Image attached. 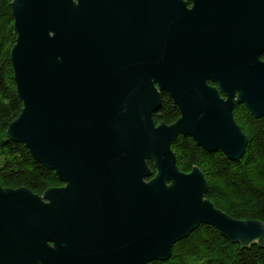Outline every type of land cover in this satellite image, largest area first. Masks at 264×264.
Listing matches in <instances>:
<instances>
[{
    "label": "water",
    "instance_id": "water-1",
    "mask_svg": "<svg viewBox=\"0 0 264 264\" xmlns=\"http://www.w3.org/2000/svg\"><path fill=\"white\" fill-rule=\"evenodd\" d=\"M191 1L12 2L23 108L7 134L64 186L0 185V264L166 261L202 224L264 243V223L217 209L171 147L182 135L244 155L233 110L264 117V0ZM162 93L180 111L172 125L153 120Z\"/></svg>",
    "mask_w": 264,
    "mask_h": 264
},
{
    "label": "trees",
    "instance_id": "trees-1",
    "mask_svg": "<svg viewBox=\"0 0 264 264\" xmlns=\"http://www.w3.org/2000/svg\"><path fill=\"white\" fill-rule=\"evenodd\" d=\"M13 1L0 0V185L27 188L42 196L48 189L64 184L54 171L35 161L24 144L7 134L10 123L23 108L11 62L17 39ZM233 115L248 140L241 158L232 160L221 151H206L193 138L182 135L171 147L180 171L190 173L195 167L201 170L208 185L206 199L217 209L236 220L264 223V117H254L239 103L235 104ZM179 117L171 96L162 93L161 108L153 115L156 125H172ZM148 165L155 175L153 162L148 161ZM150 264H264V243L233 242L213 226L202 224L173 246L168 260Z\"/></svg>",
    "mask_w": 264,
    "mask_h": 264
},
{
    "label": "flooded vegetation",
    "instance_id": "flooded-vegetation-1",
    "mask_svg": "<svg viewBox=\"0 0 264 264\" xmlns=\"http://www.w3.org/2000/svg\"><path fill=\"white\" fill-rule=\"evenodd\" d=\"M184 2L188 5V7H192V1L190 0L189 2H187L186 0H184Z\"/></svg>",
    "mask_w": 264,
    "mask_h": 264
}]
</instances>
